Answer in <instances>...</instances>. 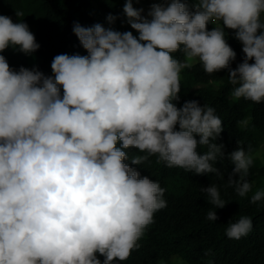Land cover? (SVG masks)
<instances>
[{"label":"clouds","instance_id":"clouds-1","mask_svg":"<svg viewBox=\"0 0 264 264\" xmlns=\"http://www.w3.org/2000/svg\"><path fill=\"white\" fill-rule=\"evenodd\" d=\"M143 12L126 0L123 13L138 38L99 23L75 24L88 54H58L51 76L16 71L0 55V264L126 261L167 206L165 188L131 166L152 156L169 168L222 176L214 164L226 158L224 145L214 141L224 126L215 108L197 100L177 107L180 73L190 61L209 76L227 70L233 98L264 102V0H194L191 7L160 0ZM209 23L222 26L209 31ZM225 28L243 46L234 69ZM9 47L30 55L40 45L23 20L0 15V53ZM178 51L188 62L174 57ZM200 146L208 151L199 154ZM131 148L144 154L130 156ZM252 153L239 146L227 154L234 165L227 186L239 197L252 191ZM201 191L215 209L228 203L214 184ZM262 200L264 190L250 198ZM207 219L217 221L216 210ZM252 228V219L241 216L225 235L239 240Z\"/></svg>","mask_w":264,"mask_h":264},{"label":"trees","instance_id":"trees-1","mask_svg":"<svg viewBox=\"0 0 264 264\" xmlns=\"http://www.w3.org/2000/svg\"><path fill=\"white\" fill-rule=\"evenodd\" d=\"M126 0H0V15L10 17L13 22L23 20L35 36L39 49L25 55L11 47L0 55L5 56L10 67L16 71L20 67L36 68L45 75H53L51 63L58 54L87 55L73 32L75 24L91 27L101 24L115 31L139 33L130 27L123 13ZM191 7L194 0H187ZM140 0H133V7L139 8ZM23 11V17H17L16 11ZM113 15L116 20L109 24L107 17ZM264 20V14H262ZM222 24L207 25L208 30ZM226 40L236 52L234 69L243 61L242 43L235 39V30L225 28ZM182 62H187L182 51L173 54ZM254 61H250L252 63ZM227 70H221L213 76L207 75L197 61L191 67L181 70L180 101L197 100L215 108L216 115L223 122V131L214 141L223 144L225 159L214 164L221 175L208 173L197 175L180 168H169L157 163V157L142 165H131L141 176L158 181L165 188L164 199L167 206L154 214V223L138 241L140 248L133 250L126 261L117 260L115 264H174L172 257H178L185 264H264V200L255 204L250 202L252 194L264 190V158L256 156L264 146V102L254 103L243 98L235 99ZM212 80V83L209 81ZM62 92V89H61ZM247 120V126L240 124ZM178 130V125H177ZM199 139V136H196ZM237 141H240L238 145ZM239 146L253 150L254 163L247 179L252 183V191L245 197H239L235 188L227 186L228 175L234 165L227 154ZM199 154L208 151L207 146L197 149ZM129 155H143L138 149L128 150ZM264 157V156H263ZM130 163V161H126ZM238 178V176L236 177ZM214 184L220 197L227 201L222 209H215L208 203V196L201 188ZM216 210L219 219L209 221L207 213ZM241 216L252 219V231L245 237L229 239L225 235L227 224L237 221ZM98 258L103 261L104 257Z\"/></svg>","mask_w":264,"mask_h":264},{"label":"rangeland","instance_id":"rangeland-1","mask_svg":"<svg viewBox=\"0 0 264 264\" xmlns=\"http://www.w3.org/2000/svg\"><path fill=\"white\" fill-rule=\"evenodd\" d=\"M158 2H160V0H140V6H139V8L138 9H143L144 10V12L142 13V15H144V16H147V13H148V11L150 10V8H151V5L153 4V3H158ZM133 35H136L135 33L133 34ZM198 60H193V61H190L189 63H191V65L192 64H194V63H196ZM188 62V61H187ZM256 156H258V157H261V158H264L263 156H264V146L261 148V150L257 153V155ZM174 264H185L183 261H181L178 257H172V260H171Z\"/></svg>","mask_w":264,"mask_h":264}]
</instances>
